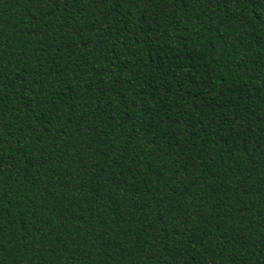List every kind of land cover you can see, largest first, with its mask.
Here are the masks:
<instances>
[{
	"label": "trees",
	"instance_id": "1",
	"mask_svg": "<svg viewBox=\"0 0 264 264\" xmlns=\"http://www.w3.org/2000/svg\"><path fill=\"white\" fill-rule=\"evenodd\" d=\"M0 264H264V0H0Z\"/></svg>",
	"mask_w": 264,
	"mask_h": 264
}]
</instances>
